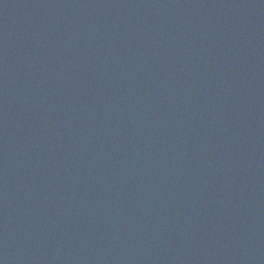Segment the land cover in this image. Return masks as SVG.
Masks as SVG:
<instances>
[{
	"label": "water",
	"instance_id": "95a60500",
	"mask_svg": "<svg viewBox=\"0 0 264 264\" xmlns=\"http://www.w3.org/2000/svg\"><path fill=\"white\" fill-rule=\"evenodd\" d=\"M0 264H264V0H0Z\"/></svg>",
	"mask_w": 264,
	"mask_h": 264
}]
</instances>
